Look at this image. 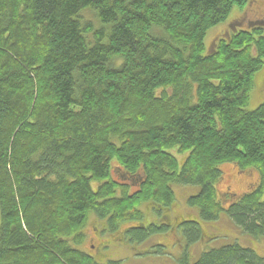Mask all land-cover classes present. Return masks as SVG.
Masks as SVG:
<instances>
[{
    "label": "trees",
    "instance_id": "1",
    "mask_svg": "<svg viewBox=\"0 0 264 264\" xmlns=\"http://www.w3.org/2000/svg\"><path fill=\"white\" fill-rule=\"evenodd\" d=\"M263 65L264 0H0V264H120L81 249L89 215L142 243L169 229L174 186L199 188L202 221L226 212L264 239V102L247 109ZM227 163L260 181L220 192ZM181 221L188 245L203 240ZM193 264L264 257L235 242Z\"/></svg>",
    "mask_w": 264,
    "mask_h": 264
},
{
    "label": "rangeland",
    "instance_id": "2",
    "mask_svg": "<svg viewBox=\"0 0 264 264\" xmlns=\"http://www.w3.org/2000/svg\"><path fill=\"white\" fill-rule=\"evenodd\" d=\"M260 4L262 3L253 1L249 9L258 10ZM234 11L237 9L232 11L229 20L224 25L220 24L207 32L205 39L207 51L211 47L214 48V43L218 37L222 36L229 28L239 25L244 14ZM86 17L89 18V15ZM96 23H99L97 27L99 29L100 21ZM262 102H264V65L255 74L254 87L247 109L253 111ZM171 152L178 159L179 166L182 167L188 155L181 156L177 149ZM220 169L223 173V179L218 185V189L223 193L231 192V194L240 197L260 181V175L257 171L240 172L232 163L223 164ZM173 191L175 202L169 209L165 210L169 219L168 230L161 231L142 243H136L131 241L127 235L123 236L124 230L128 226H124L119 233L117 231L112 232L106 221H99L95 215L91 214L86 226L87 242L85 241L86 244L81 249L84 252L87 251L86 253L99 263L119 261L120 264H180L181 258L187 253L190 264H193L203 253L237 242L243 248H251L259 256L264 257V239L254 238L243 233L226 212L221 214L220 219L215 222L201 220L198 208L188 204V199L199 193L198 187L174 186ZM141 210L146 225L155 222V220L158 222V214L155 211H150L148 205H143ZM180 219L182 221L198 220L204 233L203 240L192 246L188 245L182 228L178 225Z\"/></svg>",
    "mask_w": 264,
    "mask_h": 264
},
{
    "label": "bare ground",
    "instance_id": "3",
    "mask_svg": "<svg viewBox=\"0 0 264 264\" xmlns=\"http://www.w3.org/2000/svg\"><path fill=\"white\" fill-rule=\"evenodd\" d=\"M114 160V159H113ZM119 163V162H118ZM120 165V164H119ZM114 166V165H113ZM124 172H125V170H124ZM133 174V173H132ZM129 177V176H128ZM50 179V178H49ZM73 179V178H72ZM68 180V179H67ZM108 182V181H107ZM121 195V194H120ZM158 204H159V202H158ZM162 204V203H161ZM215 221V220H214ZM189 223V222H188ZM190 225V224H189ZM155 233V232H154ZM160 233V232H159ZM154 235V234H153ZM151 236V235H150ZM197 244V243H196ZM192 246V245H191Z\"/></svg>",
    "mask_w": 264,
    "mask_h": 264
},
{
    "label": "flooded vegetation",
    "instance_id": "4",
    "mask_svg": "<svg viewBox=\"0 0 264 264\" xmlns=\"http://www.w3.org/2000/svg\"><path fill=\"white\" fill-rule=\"evenodd\" d=\"M94 247V246H93Z\"/></svg>",
    "mask_w": 264,
    "mask_h": 264
}]
</instances>
